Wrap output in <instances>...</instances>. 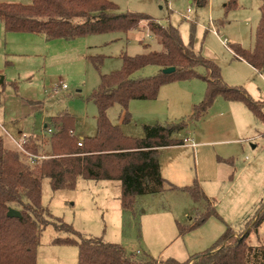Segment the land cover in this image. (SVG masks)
Masks as SVG:
<instances>
[{"label": "trees", "instance_id": "16d2710c", "mask_svg": "<svg viewBox=\"0 0 264 264\" xmlns=\"http://www.w3.org/2000/svg\"><path fill=\"white\" fill-rule=\"evenodd\" d=\"M258 1L259 19L252 49L230 43L228 47L237 58L261 73L264 71V0ZM207 3L208 0H192L197 8ZM236 8V0H227L224 12L227 14ZM0 22L7 33L40 34L48 41L128 33L145 22L148 32L161 46L160 51L133 57L122 53L120 69L100 76L98 86L87 98L97 110L96 133L93 137L82 138L80 147L73 133L75 118L66 112L46 124L45 131L53 130L45 141L49 154L35 164L17 149L7 147L0 137V264H36L41 233L49 225L58 233L70 235L56 237L52 244L76 246L77 264H159L148 257L143 261L132 259L120 245L103 242L101 238L84 237L61 219L54 218L41 202L42 179L49 180L53 192L74 190L78 179L119 181L120 207L126 212H133L139 196L155 195L164 190L184 192L197 205L195 211H199L198 206L202 211L195 214L189 226L177 223L179 235L202 226L209 218H219L213 201L207 199L196 181L187 187H176L160 175L158 150L183 144L176 135L187 128L184 121L145 125L143 137L134 138L125 136L120 126L113 125L107 112L119 106L121 122L128 124L131 121L130 101L155 100L162 86L190 79L202 80L206 85L203 99L193 107L190 116L194 123L205 116L217 97L242 103L264 123V103L253 100L241 87L223 82L219 67L196 53L191 44L185 45L176 28L161 26L144 14L121 13L107 0H31L28 5L0 2ZM89 61L95 69L102 63L100 57H89ZM149 66L156 67L158 72L151 76L139 75ZM168 68L174 71L164 74L162 71ZM199 68L203 73L198 72ZM23 148L32 155L41 153L32 137ZM9 209L19 212L20 217H9ZM263 221L264 203L239 231L226 227L206 252L185 263L175 260L165 263L264 264V245L251 246L248 241L249 234L256 233Z\"/></svg>", "mask_w": 264, "mask_h": 264}, {"label": "rangeland", "instance_id": "374dc122", "mask_svg": "<svg viewBox=\"0 0 264 264\" xmlns=\"http://www.w3.org/2000/svg\"><path fill=\"white\" fill-rule=\"evenodd\" d=\"M107 1L115 4L121 13H140L151 17L161 26L171 25L178 30L185 45L191 44L195 52L204 48L211 49V54L215 53L222 58L221 60H224L225 55L208 31L213 28L219 30V36L231 40L230 44H238L243 49H249L253 46L254 29L259 19L258 0H236L237 8L227 14L224 12L227 0H208L203 8H197L192 4V0ZM188 9L190 10L189 20L185 21L184 16H187ZM145 25L146 23L143 22L139 29L128 33L113 32L76 39L81 41L79 44L82 46L84 44L89 46L86 50L88 55L102 59L98 69H95L90 61L78 63L72 67L58 62L57 64L61 65H57L51 71L54 74L52 84L55 85L48 90L45 89L44 92L36 80L32 83L18 84L17 89L6 85L0 96V137L4 139L5 145L16 149L1 128L16 141L41 132L44 124L41 113L38 114L34 104L26 101L44 102L47 112V115L46 112L44 113L47 116L46 122L49 120V114H52L49 112H55V114L67 112L73 115L76 137L94 135L96 131L94 117L97 110L87 98L98 86L100 76L120 69L122 53L133 57L149 51L161 50V46L154 36H151ZM221 25L225 27L224 30L220 28ZM56 43H61L56 44L59 45L57 49L63 45V41ZM216 65L221 69L218 64ZM154 69L152 66L146 67L139 72V75L150 76L154 73ZM250 81L256 84L261 83L257 75L251 76ZM62 84H65L66 90L59 89ZM108 115L111 122L117 125L120 119L119 106L110 108ZM183 121L188 128L181 131L176 136L178 138L187 136V131L196 127L194 137L196 143L221 141L243 148V152L234 156L231 163H228L232 179L214 189L213 203L219 218H211L204 225L179 235L177 223L189 226L192 224L191 218L195 217V211H189L184 216L187 210L186 204L189 205L192 201L188 194L164 190L156 196L137 197L133 212H120L119 219L116 214L109 211L95 209L94 204L84 197L82 184L78 185L76 191L53 192L48 179H42L41 182L43 207L47 208L54 218L61 219L82 236L101 238L103 242L118 244L127 255L129 254V257L137 261H143L145 257H148L159 264H166L168 260L185 263L189 258L206 252L220 238L226 227H231L234 231L242 229L243 223L259 206L260 203L257 202L264 200V125L253 120L250 128L243 133L230 132L216 135L214 128L218 120L215 117L206 116L200 123H194L187 115H181L172 122ZM124 127L125 132H130L136 138H142L144 135L141 123L135 118L131 117L130 123ZM44 137L46 141L47 136ZM42 144L44 148L40 147L41 154L48 155L46 142L43 141ZM186 161L191 174L195 175L193 157L186 156ZM217 161L212 146L200 148L198 155L200 175L199 179L196 176L194 178L200 188L201 182L208 184V178H211L209 176L214 171ZM254 200L257 203L256 207H249V202ZM194 207L196 208L197 205ZM198 209L199 212L202 211L200 206ZM67 236L70 235L64 232L56 233L53 226L49 225L41 233L40 247L43 250L46 247H54L50 244L54 238ZM249 244L264 245V224L258 234L251 233ZM66 249H68V255H72L71 259L76 261V246H69ZM137 250L140 252L139 255L136 254Z\"/></svg>", "mask_w": 264, "mask_h": 264}, {"label": "crops", "instance_id": "0c3cea01", "mask_svg": "<svg viewBox=\"0 0 264 264\" xmlns=\"http://www.w3.org/2000/svg\"><path fill=\"white\" fill-rule=\"evenodd\" d=\"M30 1L31 0H0V2L4 3H19L23 5L30 4ZM220 28L224 30L225 27H222L221 25ZM213 29L208 32L217 41L218 46L224 53V60H221L222 58H219V56L215 53L211 54V49L208 48L207 50L206 48L202 50L200 49V51L196 53H200L201 55H203L202 57L215 62L221 67V79L227 85L241 87L253 100L264 103V71L258 73L248 63L240 58H237L228 47V44L231 40L225 37L222 38L221 36H219V30ZM58 41H63V45H60L61 47L57 49L56 47L59 45L56 44H61L56 43ZM79 43H81V41H76V39L75 41L63 39L48 41L43 35L40 34L7 33L4 30L3 24L0 22V96L2 95L4 87L6 85L13 86V88L17 89L18 84L32 83L34 80L39 83V87L43 89V92L45 91V89L48 90L50 87H53L55 85L52 84V81L54 80V74H52L51 71L55 69L57 65H61L57 64L58 62L64 63L65 66L67 65L68 67H72V65L78 63H86L87 61L89 62V57H92L88 55L86 51L89 46H87V44H84L86 45L84 47V45L82 46V44ZM251 49L252 48L249 47V49L247 50ZM154 68L155 71L151 75H154L158 72V69L156 67ZM198 72L203 73V69L199 68ZM254 75L258 76L259 82L261 83L256 84L255 82L250 81V77ZM205 89V83L199 79H190L187 81L170 83L160 88L155 100L130 101L128 104V110L131 113L130 115L132 119H137L141 123L142 128L145 125L170 124L173 123L172 121H175V119H178V117H181V115H187L190 118L193 112V107L203 99ZM26 102L29 104H34V108L36 109V111H38V114L41 113L42 123H44L39 134L30 135L29 137L34 138L37 145H39V147L43 146L42 148H44V144H42L43 141L45 142L44 136H47L48 139L53 131L52 128L48 129L51 130L50 133L48 132V130L45 131L44 128L46 124L50 121L51 118L56 117L64 112H57V114H55V112H49L52 114H49V120L48 122H46L45 117H47V112L45 111L43 105L44 102ZM45 102H47V100ZM45 112L46 115H44ZM206 116L217 118L218 124L214 128V133L216 135L229 134L230 132L243 133V131H247V129L250 128L253 120L256 123L264 125V123L259 122L242 103L226 101L221 97H217L214 100V103L207 111L205 116L197 123H200ZM108 118L110 120L109 115ZM117 125L120 126L121 131L125 136L134 137L130 134V132L124 131V126H126L127 124H122L121 118L118 120ZM1 129L3 133L4 131L7 133L5 129ZM195 130L196 127H193V130L189 129V131H187V136L182 138V145L160 148L158 150L160 175L165 181L176 187L190 186L195 181V176L197 177V179H199L200 173L198 170V155L200 148L212 146L214 148V152L218 161L215 165L214 171L211 173V176H209L211 178H208V184L201 181L200 182L201 190L204 195L207 197V199L214 202V189L218 188V186L225 183L227 180L232 179L228 163H231L234 156L240 154V152H243V148H237L235 146H232L233 144H229V142L221 141L210 143H196L194 142ZM73 133L75 135V130ZM94 135L87 137H93ZM84 137L85 136H79L77 138L81 140ZM184 140H189V142H184ZM186 156H192L194 159L195 175H192L190 169H188ZM79 184H82L81 188L84 197L87 198V200L89 199L90 203L94 204L95 209H100L101 211H109L113 214H116V216L120 219V212H123V210L121 209L119 202L121 191V184L119 181H91L78 179L75 189L72 191H76ZM60 191L67 190H59L55 192ZM156 195L158 194L151 196ZM260 201L261 200L257 202L260 204H258L259 206L256 208V210L260 207L261 204L264 203V200L262 202ZM254 203H256V200H254V202H249V207L255 208V205H257V203ZM73 205L74 204H72V206ZM194 206L195 205L192 201L191 203H189V205L186 204L187 210H185L184 216H186L189 211H195ZM256 210L254 211V213L256 212ZM198 212L195 211V214ZM170 214L172 215L173 213L171 212ZM191 219L193 221V218ZM263 224L264 221L261 223L255 234L259 233ZM56 233L58 232L56 231ZM250 235L251 234H249L248 241ZM50 244L54 247H46L47 249L45 248L43 250L41 249L39 243L36 252V264H77V257L76 261H73L71 259L72 255H68V249H66L67 247L72 245H54L52 244V241L50 242ZM136 254L139 255L140 252L137 250Z\"/></svg>", "mask_w": 264, "mask_h": 264}, {"label": "built area", "instance_id": "2783aa9c", "mask_svg": "<svg viewBox=\"0 0 264 264\" xmlns=\"http://www.w3.org/2000/svg\"><path fill=\"white\" fill-rule=\"evenodd\" d=\"M189 12H190V10L188 9V10H187V13H189ZM184 19L187 20V21L189 20V19H188V16H186V15L184 16ZM60 89H61V90H66V86H65V84H62L61 87H60ZM48 132L50 133L51 130H48ZM4 134H5L6 137L9 138L10 141L15 145L16 149H17L18 151H20L22 154H24V155L27 157L28 161H30L31 164H35L37 161L46 158L45 155H43V154H40V155H32V154L27 153V152L24 150L23 145L27 142V139H28V138L23 137V138H21L19 141H16L13 137H11V136H10L8 133H6L5 131H4ZM184 142H189V140H184ZM77 145H78L79 147L81 146V141H80V140L78 141Z\"/></svg>", "mask_w": 264, "mask_h": 264}, {"label": "water", "instance_id": "95a60500", "mask_svg": "<svg viewBox=\"0 0 264 264\" xmlns=\"http://www.w3.org/2000/svg\"><path fill=\"white\" fill-rule=\"evenodd\" d=\"M173 71H174V68H168V69H164L162 72L164 74H169V73H172ZM8 216L12 217V218H14V217L19 218L20 214H19V212L15 211L13 209H9Z\"/></svg>", "mask_w": 264, "mask_h": 264}]
</instances>
